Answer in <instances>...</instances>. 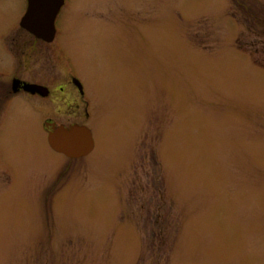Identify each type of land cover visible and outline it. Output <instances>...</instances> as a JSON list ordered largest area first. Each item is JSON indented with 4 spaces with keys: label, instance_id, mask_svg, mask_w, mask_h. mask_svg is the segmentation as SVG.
<instances>
[{
    "label": "rangeland",
    "instance_id": "obj_1",
    "mask_svg": "<svg viewBox=\"0 0 264 264\" xmlns=\"http://www.w3.org/2000/svg\"><path fill=\"white\" fill-rule=\"evenodd\" d=\"M67 1L47 43L0 0V83L51 93L0 102V264H264V0Z\"/></svg>",
    "mask_w": 264,
    "mask_h": 264
},
{
    "label": "water",
    "instance_id": "obj_2",
    "mask_svg": "<svg viewBox=\"0 0 264 264\" xmlns=\"http://www.w3.org/2000/svg\"><path fill=\"white\" fill-rule=\"evenodd\" d=\"M27 8L20 19V25L37 38L51 41L54 37V17L60 6V0H27ZM20 81L13 80L12 89L17 90ZM22 87L34 93L38 88L34 84L23 83ZM51 126L47 142L54 151L69 158H78L88 154L94 147L91 130L84 124L72 123L68 126L47 122Z\"/></svg>",
    "mask_w": 264,
    "mask_h": 264
},
{
    "label": "flooded vegetation",
    "instance_id": "obj_3",
    "mask_svg": "<svg viewBox=\"0 0 264 264\" xmlns=\"http://www.w3.org/2000/svg\"><path fill=\"white\" fill-rule=\"evenodd\" d=\"M67 2H68L67 0H60V6H59L57 12L55 13L56 15L54 17V24H55L54 25V37H53V39L51 41H48L47 43H52V41L55 40V38L57 37L56 34H57V31L58 30H57L56 24H58V21H59L58 14L60 13V11H61L62 8H65L68 5ZM27 3H28L27 0H24V5H25L24 6V10H23V13L20 14L22 16H23V14L26 11V8H27V5L26 4ZM22 16L19 17L18 21H16L15 24H18L20 28H22L23 30H25L28 34L32 35L35 39L40 40L39 38H37L36 36H34L27 29L23 28L20 25V19H21ZM59 51L60 52L62 51L60 47H59ZM61 53H63V52H61ZM56 59H57V57H56ZM14 79H17V80L20 81V84L17 86V90L16 91H14L12 89V83H13V80ZM23 83L34 84L36 86V88H38V89H37L36 92L31 93V92L25 90L22 87ZM64 87H67L69 89L68 91L71 90L70 92H72L73 98L76 101V104H77V100H79L81 98L80 100L84 102L85 107H88L89 103H88V100H85L84 85H83V82L81 81L80 77H78L77 75H74V74H71L70 73L69 74V77H67L65 79V81H63V83L59 84V88L60 89L63 90ZM18 92H23V94L28 95V96H31V97H33V96H38V97H46V96H48L49 97V95L51 94L49 88L48 87H45L42 84H37V83H34V82H30L28 80L20 79L19 77H16V76H12L11 79H10V82H8L6 85L0 83V102H2L1 100H5L8 97H10L9 94H14V93H18ZM87 111L88 110L86 109V112ZM3 117L4 116H2L1 118H3ZM47 122L54 123L55 125L62 124V123H57L52 118L49 119L48 117L47 118L43 117L42 118V123H43L44 129L46 130L47 134H48V131L51 129V126L50 125L49 126H46L45 125Z\"/></svg>",
    "mask_w": 264,
    "mask_h": 264
},
{
    "label": "bare ground",
    "instance_id": "obj_4",
    "mask_svg": "<svg viewBox=\"0 0 264 264\" xmlns=\"http://www.w3.org/2000/svg\"><path fill=\"white\" fill-rule=\"evenodd\" d=\"M92 150H93V149H92ZM92 150H91V151H92Z\"/></svg>",
    "mask_w": 264,
    "mask_h": 264
}]
</instances>
